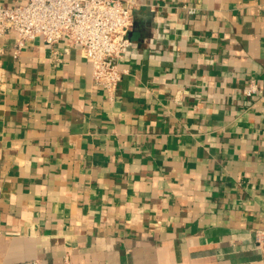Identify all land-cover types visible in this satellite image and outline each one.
<instances>
[{
  "label": "crops",
  "instance_id": "obj_1",
  "mask_svg": "<svg viewBox=\"0 0 264 264\" xmlns=\"http://www.w3.org/2000/svg\"><path fill=\"white\" fill-rule=\"evenodd\" d=\"M137 2L111 96L0 40V264H264V0Z\"/></svg>",
  "mask_w": 264,
  "mask_h": 264
},
{
  "label": "built area",
  "instance_id": "obj_2",
  "mask_svg": "<svg viewBox=\"0 0 264 264\" xmlns=\"http://www.w3.org/2000/svg\"><path fill=\"white\" fill-rule=\"evenodd\" d=\"M138 7L137 0H18L11 6L0 1V40L14 34V58L27 41L38 38L51 46L61 42L79 46L90 62L93 84L111 96L124 73L119 61L131 44L129 33ZM257 90L250 81L243 93L253 96ZM256 236L264 242L263 234Z\"/></svg>",
  "mask_w": 264,
  "mask_h": 264
}]
</instances>
